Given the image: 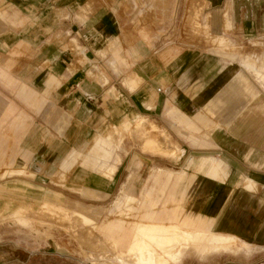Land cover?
<instances>
[{
	"label": "rangeland",
	"instance_id": "1",
	"mask_svg": "<svg viewBox=\"0 0 264 264\" xmlns=\"http://www.w3.org/2000/svg\"><path fill=\"white\" fill-rule=\"evenodd\" d=\"M5 1L0 0V61L3 64L9 62L8 73L19 85L11 88L0 81V122L6 103L16 106L17 111L28 116L29 121L18 131L10 129L12 118L3 123L1 131L7 138L3 145L7 149V161L14 156L16 164L1 167L0 186L16 182L31 187H27L30 188L27 198L3 193V204L15 207L23 201L32 204L36 199L54 202L52 195L58 194L71 204L108 210L131 176L138 192L144 185L153 186L149 176L153 169L159 168L192 174L196 178L189 179L187 186L192 185L194 191L201 190L204 185L218 186L224 195L223 207L232 210L235 220L246 232L251 233L252 227L264 223V165L252 164L233 140L217 138L219 134H228L224 124L234 120L245 103L243 85L232 80L230 69L244 72L264 98V60H261L264 58L261 57L264 55V39L234 41L230 38L239 48L237 60L213 53L214 44L206 38L203 26L198 32L190 26L194 17L190 8L199 2L203 4L199 21L204 25L208 20L202 0H86L75 10L83 24L101 13L106 18L111 17L98 27L100 45L92 48H102L100 55L110 59L109 64L113 66L112 39L108 40L107 34L114 35L126 61L115 68L118 73H133L135 66V72L144 77L149 71L145 65L152 62L157 66V77H160L175 62H182L184 57L188 59L192 55L198 59L194 62V76L199 80L198 92V85L184 88L180 81L175 87L195 106L194 110H186L185 113L190 117L198 113L207 114L203 106L209 99L220 97L225 101L215 105L214 116L207 114L221 124L220 129L215 134L199 132L192 137L177 124L176 117L170 112L166 111V114L173 121L172 126L163 111L153 115L150 106L143 109L136 102L129 104L118 92L111 93L103 104L97 103L96 94H86L87 91L95 93L103 84L89 75L92 67L96 66L92 62L93 51H84L77 42L62 35L61 29L54 33V28L49 25V16L79 0H30L24 15L18 18L13 15L12 19L3 15V8L7 6ZM149 7L153 16L143 26L146 29L144 36L136 27ZM160 7H167L168 13H159ZM15 11L17 8L13 13ZM65 16L67 14H62ZM89 28L90 25L86 24L85 30ZM169 46L175 47L176 52L163 56L162 52ZM22 83L27 84L39 98L37 110L19 97L18 89ZM158 87L169 88L161 81ZM229 90H239L238 101L228 100ZM115 107H119L122 114H118ZM131 115L155 126L159 137L167 138L178 148L177 155L153 152L125 133L110 159V164H116L112 194L107 198L89 196L73 188L69 177L86 167L77 162L65 171L62 161L74 152L86 154L94 137L103 135L110 124H118L124 116ZM261 148L264 152V140ZM203 157L210 158L211 163L204 173H200L193 160ZM241 194L249 196L250 204L241 203ZM56 220L57 229L48 232L44 226L40 228V234L13 218L4 220L0 226V264H93L81 253L78 238L70 236L72 232L78 234L76 230L82 224H90L89 220L75 215L71 222L63 210H57ZM199 244L201 253L207 246H214L217 253L206 258L191 254L182 264H264V229L260 237L248 241L201 234Z\"/></svg>",
	"mask_w": 264,
	"mask_h": 264
},
{
	"label": "crops",
	"instance_id": "2",
	"mask_svg": "<svg viewBox=\"0 0 264 264\" xmlns=\"http://www.w3.org/2000/svg\"><path fill=\"white\" fill-rule=\"evenodd\" d=\"M85 1L79 0L74 5L64 7L52 14L49 16V25L52 29L54 28V33L61 29L62 35H66L70 40L77 42L79 46L84 48V51H90V49L93 51L92 62L96 66L92 67L89 75L103 84L97 87L95 93L87 91L86 94H96L94 96L97 103L103 104L111 93L118 92L129 104L136 102L143 109H148L150 106L149 110L153 115L163 111L161 113L166 116L169 125L172 126L174 123L166 114V111L170 112L176 117L177 124L190 132L192 137L199 132L215 134L220 129L221 124L214 122L207 114L214 116L213 108L215 105L225 100L220 97L211 98L203 106L207 114L198 113L194 117H190L185 111L195 109L192 100L182 96L175 89L178 81H180V85L184 88L198 85L196 89L198 92L199 80L194 76L196 69L194 62L198 61L197 58H193L192 55L188 59H184V57L182 62L180 60L175 62L160 77H157V66L152 62L145 65V68L149 70L145 72V79L135 72V66L132 68L133 73L130 71L127 75L118 73L116 69L125 64L126 61L114 35L107 34V39H112L110 51L114 55L113 66L115 67L109 64L110 59L100 55L103 51L102 48L96 50L92 48H97L100 45L98 27L106 19L110 20L111 17L107 16L106 18L101 13L83 24L75 10ZM202 1L205 4L203 12L209 21L207 20L204 25L200 23L199 17L203 4L199 2L198 5H193L190 8L194 15L190 26L194 32H198V29L203 26L206 38L214 44V48L211 49L213 53L237 60L239 58L238 53H240L239 48L233 44L230 38L234 41L264 39V0ZM5 2L7 6L3 8V15L12 19L13 15L16 18L24 15L25 7L28 6L30 0H15V3L13 0H6ZM13 4L14 6H12ZM14 8H17L15 13H13ZM20 8L21 11H19ZM167 9V7H160L158 12L167 14L169 11ZM62 14H67V17H62ZM151 16L153 15L150 13L149 7L143 13L136 27L144 36L146 29L143 26ZM86 24L90 25L87 30H85ZM174 52H176L175 47L169 46L162 52V55H170ZM261 57L263 58L264 55ZM10 67L9 62L3 64L0 61V81L7 84L8 87H18V82L8 73ZM229 72L233 81L243 85L246 94L245 103L235 115L234 120L224 124L228 134H219L217 138L222 141L233 140L238 143L239 148L245 152L247 159L252 164L263 166L264 152L261 147L264 140V98L252 86L244 72L238 69H230ZM179 74L182 76L179 77ZM237 76H241L239 80ZM160 81L169 88L158 87ZM156 87L158 88L156 89ZM18 91L19 97L31 108L38 109L39 98L29 90L27 84H20ZM155 91L158 94H155ZM228 92L229 101L239 100L237 98L239 90H229ZM137 94H141V96ZM140 97L143 100H140ZM0 101L2 100L0 99ZM115 110L118 114H122L119 107H115ZM2 116L0 122V169L6 164H16L14 156H11L7 161V149L3 148L7 138L1 131L3 123L12 118L10 129L18 131L19 128L25 127L29 121L28 116L18 112L12 103H6ZM156 131L157 128L145 119H138L132 115L124 116L118 124H110L103 135L94 137L86 154L74 152L62 161L61 166L65 171H69L75 163L79 162L86 168L78 170L69 177L68 180L73 188L89 196L100 195L107 198L114 191L116 183L113 178L116 164H110V159L114 150L120 145L123 134H130L134 140L142 143L145 148L153 152L171 156L177 155L178 148L171 145L167 138L159 137ZM118 162L119 160L116 161V163ZM210 163L211 159L207 157L193 160V164L198 166L200 173H204ZM18 172L22 173L23 171ZM1 177L3 178L4 175L2 174ZM63 178L65 176H62ZM149 178L153 181V186L149 188L144 185L136 192L133 176H131L124 183L118 197L108 210L94 206L86 207L80 204H71L58 194L52 195L54 202L48 200L41 202L40 199H36L32 204L23 201L16 204L15 207H11L9 204H3V193L27 198L30 189L27 187L31 186L10 182L0 186V226L4 220L13 218L32 232L40 234V228L44 226L48 228V232L57 229V210H63L71 222L73 216L82 215L90 221V224H82L76 230L78 234L72 232L70 236L78 238L77 242L81 248V253L93 264H141L140 256L145 252L146 257L151 258L149 264H182L183 260L191 254L206 258L217 253L214 246H207L201 253L199 244V235L201 234L219 235L242 241L261 236L264 223L252 227L251 233L246 232L241 223L235 220L232 210L223 207L224 195L218 186L204 185L201 190L194 191L192 185L187 186L189 179L196 178L192 174L175 173L159 168L153 169ZM250 186H252L251 182ZM239 198L243 205L250 204L249 196L241 194ZM16 201L18 200L16 199ZM188 233L189 236L195 235V237L191 239L192 237L186 235ZM159 234L161 235L159 236ZM157 237L162 238L160 239L162 241L164 238L165 240L163 243L162 241L159 242L160 240H155ZM170 239L174 240L175 245H168L173 243ZM137 247H139L138 250ZM116 255H121V257L117 258Z\"/></svg>",
	"mask_w": 264,
	"mask_h": 264
},
{
	"label": "bare ground",
	"instance_id": "3",
	"mask_svg": "<svg viewBox=\"0 0 264 264\" xmlns=\"http://www.w3.org/2000/svg\"><path fill=\"white\" fill-rule=\"evenodd\" d=\"M168 1H170V0H168ZM167 1V2H168ZM163 2H164V0H163ZM160 4V3H159ZM166 9V8H165ZM168 10V9H167ZM165 11V10H164ZM241 76H237V78H240ZM64 212V211H63ZM64 214H65V212H64ZM80 217H82L83 219H85V220H88L86 217H84V216H82V215H79ZM48 218V217H47ZM48 221V220H47ZM90 222V221H89ZM172 232V231H171ZM153 233V232H152ZM156 233V232H155ZM163 233V232H162ZM167 233V232H166ZM179 233H181V232H179ZM165 234V233H164ZM172 234V233H171ZM170 234V235H171ZM183 234H184V232H183ZM161 234H159V236H160ZM167 235V234H166ZM169 235V234H168ZM182 235V234H181ZM187 236H189L190 234L188 233V234H186ZM192 235V234H191ZM185 236V235H184ZM163 237H164V235H163ZM189 237H192L191 239H193V237H195V235L194 236H189ZM167 239H168V237H166ZM186 239H187V237H185ZM158 239V241L160 240V239H162V238H156L155 240H157ZM136 240V239H135ZM164 240H165V238H164ZM163 240V241H164ZM170 240H172V239H170ZM134 241V240H133ZM162 240H160L159 242H161ZM163 241H162V243H163ZM173 241V243H170V244H168V245H171V244H174L175 245V243H174V240H172ZM171 241V242H172ZM170 242V241H169ZM136 243V242H135ZM138 243V242H137ZM140 243V242H139ZM189 243H190V241H189ZM161 244V243H160ZM141 246V245H140ZM147 247V246H146ZM152 247V246H151ZM170 247V246H169ZM172 247H174L173 245H172ZM220 247H224V246H222V245H220ZM148 248V247H147ZM139 249V247H137V250ZM140 249H141V247H140ZM131 250V249H130ZM136 250V249H135ZM135 250H134V252H135ZM138 252V251H137ZM174 252V251H173ZM176 252V251H175ZM174 252V253H175ZM146 253V252H145ZM145 253H143V254H141V256H140V263L141 264H149L150 262H151V258L150 257H146V255H145ZM132 254H133V252H132ZM131 254V255H132ZM124 255V254H123ZM137 255V254H136ZM117 256V255H116ZM115 256V257H116ZM134 256V255H133ZM132 256V257H133ZM138 256V255H137ZM157 256V255H156ZM119 257H121V255L120 256H117V258H119ZM125 257V256H124ZM131 257V256H130ZM129 257V258H130ZM128 258V257H127ZM158 258V257H157ZM121 260H123V258H120ZM124 259H126V257L124 258ZM132 260H133V258H131ZM155 259V258H154ZM128 260V259H127ZM156 260H160V259H156ZM131 261V260H130ZM134 261V260H133ZM161 261V260H160ZM162 261H163V259H162ZM125 262H126V260H125ZM156 263V262H155ZM167 263V262H166ZM164 264V263H163ZM168 264V263H167Z\"/></svg>",
	"mask_w": 264,
	"mask_h": 264
}]
</instances>
